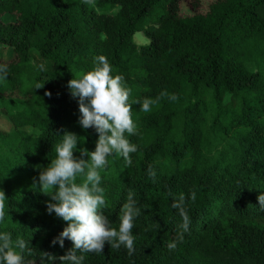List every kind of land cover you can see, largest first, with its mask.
I'll list each match as a JSON object with an SVG mask.
<instances>
[{"label": "trees", "instance_id": "trees-1", "mask_svg": "<svg viewBox=\"0 0 264 264\" xmlns=\"http://www.w3.org/2000/svg\"><path fill=\"white\" fill-rule=\"evenodd\" d=\"M180 1L94 0L93 8L84 0H0V44L12 50L0 57L8 68L0 114L9 122L0 128V189L7 197L0 231L28 241L26 260L39 264L40 252L59 257L72 247L67 239L63 248L51 243L66 222L47 212L39 173L55 157L63 130L81 137L77 149L94 150L98 134L79 125L67 82L104 55L112 74L124 76L130 103L162 91L177 99L165 96L148 113L133 103L132 164L110 156L101 171L103 211L114 227L129 189L136 194L134 254L105 244L103 254L84 253L83 264H264L257 200L264 193V0L192 2L184 15ZM6 13L14 19L4 21ZM136 31L151 44L138 45ZM217 135L223 146L209 152ZM193 191L189 232L169 251L182 221L167 194L187 198Z\"/></svg>", "mask_w": 264, "mask_h": 264}, {"label": "clouds", "instance_id": "clouds-1", "mask_svg": "<svg viewBox=\"0 0 264 264\" xmlns=\"http://www.w3.org/2000/svg\"><path fill=\"white\" fill-rule=\"evenodd\" d=\"M84 3L95 7L94 0H84ZM134 39L140 46L151 44V39L141 32L135 33ZM112 72L107 58L98 55L90 71L78 73L76 78L67 82L70 95L77 99L79 125L82 129H94L98 138L93 151L83 147L77 149L78 142H82L81 137L63 130V134L59 135L60 141L54 145L55 157L39 173L40 190L50 197L46 202L47 212L55 213L66 222V227L51 243H59L63 248L65 239L72 242L66 254L59 257L40 252L39 264H53L56 260L60 264H83L84 253L103 254L105 244L115 250L123 246L129 256L135 252L134 221L141 214L136 194L129 189L126 201L120 208L118 226L114 227L103 211L106 199L105 189L100 186L101 171L107 169L110 156L122 157L126 167L132 164L130 154L138 150L137 145L129 139L138 131L132 119L133 103L139 104L140 110L148 113L161 98L167 96L176 100L177 97L162 91L155 100L144 98L130 103L131 89L124 76L113 75ZM7 73V65L0 64V82L7 79ZM42 87L39 83L35 85V89ZM45 95L50 97L51 93L46 91ZM76 151L80 153L78 157L74 155ZM147 174L155 182L156 172L152 165L148 166ZM167 195L172 198L171 206L178 211L182 221L177 226L175 238L166 245L169 251H173L178 243L183 242L184 234L189 232L190 217L186 201L190 199L194 202L196 193L191 192L187 198L184 193L174 195L169 192ZM6 200L5 192L0 189V221L6 215ZM257 200L264 209V193L258 195ZM155 227L158 229L159 225ZM25 251L31 255L28 241L20 237L14 241L11 232L0 231V264H37L36 259H25Z\"/></svg>", "mask_w": 264, "mask_h": 264}, {"label": "rangeland", "instance_id": "rangeland-1", "mask_svg": "<svg viewBox=\"0 0 264 264\" xmlns=\"http://www.w3.org/2000/svg\"><path fill=\"white\" fill-rule=\"evenodd\" d=\"M194 2L195 4H198V5H202L204 3H207L208 0H181L180 3H179V12L180 14L184 15V14H189L192 12V8H191V5L190 3ZM91 6V5H89ZM93 7V6H91ZM95 8V7H93ZM116 7L115 8H112L109 12L110 13H114L116 11ZM2 19L4 21H9V20H13L14 19V15L13 14H10V13H6L2 16ZM137 32H141L143 33L142 31H136L135 33ZM133 33V40L135 41L134 39V34ZM12 55V50H11V47L9 46H3L2 44H0V57L1 58H8ZM32 62L34 64H38L40 63V61L38 60V58L36 57V55L34 53H32ZM9 126V122L0 114V128L1 129H7ZM28 130L33 133L34 131L30 128H28ZM223 140L217 135L215 137H213L212 139V142L210 143V146H209V152H216L218 151L220 148H222L223 146ZM226 148V147H225Z\"/></svg>", "mask_w": 264, "mask_h": 264}]
</instances>
